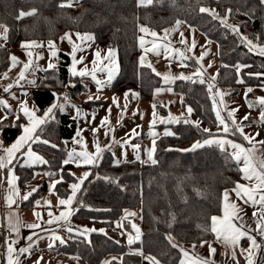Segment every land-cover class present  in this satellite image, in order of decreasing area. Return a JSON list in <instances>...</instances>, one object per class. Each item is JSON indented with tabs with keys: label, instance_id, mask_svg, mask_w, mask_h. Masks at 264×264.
Listing matches in <instances>:
<instances>
[{
	"label": "trees",
	"instance_id": "16d2710c",
	"mask_svg": "<svg viewBox=\"0 0 264 264\" xmlns=\"http://www.w3.org/2000/svg\"><path fill=\"white\" fill-rule=\"evenodd\" d=\"M63 2L0 0V24L9 29V44L0 45V74L10 67L12 52L23 49L22 42L51 40L58 43L66 32L77 31L93 35L95 45L118 51L119 74L112 84L113 91H137L141 100L150 101L155 89L163 82L151 67L139 62V25L164 31L179 20L218 44V84L222 88H234L232 96H237L245 88L264 84V56L249 52L241 39L247 37L264 45V4L260 0H153L148 6H138V0H80L72 7H61ZM201 7L213 8L221 17L231 8L227 23L238 25L239 35L208 13H201ZM33 10V15L18 18L21 11ZM238 64L250 67L238 72ZM69 69V56L60 53L57 67L43 71L32 95L38 114H43L53 103V91L66 94L69 90L70 95L76 97L86 90L83 80L73 77ZM173 88L181 95L182 106H190L201 125L160 126L161 129L169 128L174 135L156 141L155 164L141 160L117 165L112 153L106 152L98 166L91 168L89 182L78 193L80 203L73 216L76 224L83 228L104 229V232H91L87 237L66 232V243L47 251L48 254L56 257L73 255L88 264H99L111 254L121 255L122 259L110 264H150L145 259L147 256L155 257L160 264H179L181 249L172 247L167 235L170 234L179 244H200L202 240L213 238V233L205 229H210L211 217L219 215L222 210L223 192L241 182L242 174L235 162L215 145L184 151L191 149L197 141L202 143L209 138L202 129L214 131L217 121L206 85L177 80ZM76 131L77 121L69 114L57 112L56 118L42 125V130L38 129L36 133L41 140L50 143L33 145L36 152L49 161L41 169L49 172L63 169L64 181L56 185V192L61 197L70 194L69 184L76 179L69 175V172L75 173L76 167L62 163L67 155L65 141L72 139ZM20 134L21 129L10 124L1 130V137L7 143ZM53 144L57 147H52ZM15 165L20 189L27 191L37 168ZM37 186L38 190L24 206L32 207L47 190L46 182ZM130 207L141 210L142 236L132 246L121 241L118 228L123 210ZM140 249L143 255L133 254ZM71 264L77 263L73 261Z\"/></svg>",
	"mask_w": 264,
	"mask_h": 264
},
{
	"label": "snow or ice",
	"instance_id": "6c2138e0",
	"mask_svg": "<svg viewBox=\"0 0 264 264\" xmlns=\"http://www.w3.org/2000/svg\"><path fill=\"white\" fill-rule=\"evenodd\" d=\"M79 0H64V2L60 5L61 7H72L75 3H78ZM153 0H138V6H148L152 4ZM261 4H264V0H260ZM34 11L31 12H23L21 11L18 18H23L26 15H33ZM201 13H208L212 16L213 19L219 20L220 23L227 28H230L233 32L239 35V26L238 25H229L227 23V16L231 14L232 9L229 8L226 10L225 16L221 17L219 13L216 12L215 9H209L205 7H201L199 9ZM182 23V21L177 20L176 24L179 26ZM0 28L3 29V32L0 33V39L7 40L8 38V31L6 25L0 24ZM142 32H149L150 30L144 27H141L140 29ZM170 30L165 29V36L164 37H158V34L155 31H150V35L154 38H158L161 41L167 40V35ZM171 31H175V29H172ZM77 39L80 40V44H75L72 40V34L65 33L63 37H61L62 40L66 39L69 44L72 45L71 52L69 55L72 59V64L70 66V72L75 77L78 76L82 80L85 78H90L91 81H93L97 87V94L96 95H89L88 100H99L101 99V96L99 95L100 92L103 91L105 87L111 84L112 80L115 78L118 67L116 65V52L113 49H109L105 55H101V52L99 49H97L95 56L96 59L92 61V66L89 67L87 64L84 63L86 57L80 56L77 58V52H83L85 50V46L87 45L88 41H92L94 39L93 35L91 34H75ZM180 43L185 44L186 51L191 52L196 47V42L193 39L191 42V45L188 46V41L184 37V33L180 32ZM242 42H244L249 52H256L260 56H264V45L256 44L252 40L248 39L247 37H241ZM259 39V37H257ZM152 47L151 48H145V41L143 38L140 40V46L143 48L146 52L152 51L155 55L160 56L161 55V49H163V55L164 57L170 58L175 54L179 58L180 66L181 67H187L188 65L184 63V61L192 59V57H189L185 54V52L180 51L179 49H173L170 46V43L161 42L157 43L156 40H153L150 42ZM48 50L50 53L51 58H57L58 55V49L55 46V43L51 40L48 41ZM21 47L25 49L26 55L29 57V60L27 62H22L16 57L15 55L10 56L11 65L9 68V71H11L12 67H16L18 64L23 63V67L21 71L18 73L17 79L14 82L15 84H19L20 81L26 79V73L29 71H35L37 69L33 68L34 60L32 59L33 52L31 49L36 47H43L42 44H38L36 41L31 42H22ZM204 55L206 53H202L200 57L196 58V63L200 64V62L203 60ZM42 57L37 54V59H40ZM143 60L144 57L142 56L140 58L141 65L143 66ZM83 65L80 68H77V65ZM211 65H209L210 67ZM56 65L52 62V59L49 60L48 68L47 69H39L42 71H47L48 69H55ZM148 67H151V64L148 65ZM244 67H250V65H236L237 71ZM203 65H201L200 68H198L192 75L185 76L183 74H180L179 76H173L171 72H167L165 74H161L159 72H156V70L153 68V72L157 76L162 75L163 82L165 84H172L177 79L180 80H192L193 76H196L198 78V82L201 84L205 83V80L203 78ZM98 73H106V79H101L98 77ZM251 75V74H250ZM3 76L7 78V73H3ZM47 79V77H45ZM210 81L207 83V90L212 95L213 98V110L215 111L216 121H217V133H223V135H218L217 133H212L211 129L203 128L202 131L209 134V138L205 139L202 143L200 141H197L195 144L192 145L191 149H185L184 151H190L195 150L199 147L204 146H217L222 152L226 153L227 158H230L235 162V164L238 167V171L242 174V178L247 181L248 183L242 184L237 182L235 185V188L231 190V192H234L236 195V198L238 200L243 201L244 204H251L252 206H258L257 210L252 213L253 218H255L256 225L255 228L252 229L250 226H247L243 223V213L244 208L236 203L235 201L230 199V191L225 190L223 193V215L222 216H213L211 217V226L210 229H205V231H211L215 234L216 241L218 243H222L226 249H232L231 251V257L233 260L236 259V251L235 249L239 247L240 241L244 238H246L249 241V246L247 248H241L240 252L242 255H245V259L247 264H257V254L264 252V242H258L256 236H253L250 234L251 231H255L259 233V236L261 238H264V140H257L256 137L259 136V133L251 134L246 133L242 121L238 122L235 119V112L238 109H232L228 110L227 112V118H225L221 111L217 109V104L223 105L225 108H227V105L224 103L223 100V93H221L219 90H217L215 93H213V89H215V77H210ZM29 84H31L34 87H38L36 84V80H30L27 81ZM196 82V81H193ZM240 83H243V80L239 81ZM45 87H50L49 85H44ZM67 87V85H64ZM73 87L75 85H72ZM13 84H9L7 87L3 89L4 92H10L12 89ZM162 91V89H156V92L159 93ZM167 91H172V89L169 87ZM248 92H251L252 89L248 88ZM131 93V90L129 92L125 93V98ZM133 95H137L135 93H132ZM27 95V93H25ZM52 95L54 97L53 103L43 112V115H37V112L39 109L36 108L35 105L30 106L26 100L20 101L19 104V110L15 113V121H20L23 119L24 123H16L14 122L12 127H18L21 129V134L15 139V141L10 145L5 147L3 144V141L0 140V170L7 169V184H8V196L6 197L7 203L9 207H11L12 204L16 203L15 197H20L22 200L27 201L29 197L32 195L33 192H36L38 190L37 188H32L31 191H29L27 194H24L21 196L20 190L17 186V181L19 180V177L15 174V164L14 161L19 162L20 157H24V160L22 163H19L20 167H28L31 168L34 165H47L49 164V161L46 160L43 156L37 154L33 148L32 145L35 143H43V144H49L50 142L48 140H41L40 136L37 135V130H42V125H45L46 123L50 122L51 120H54L56 118L57 112H64L66 107L70 106L75 110V115L73 116L74 120L80 119L82 115V109L73 104L71 102L70 97L67 94H61L57 93L55 91L52 92ZM219 96L220 99L216 100V97ZM115 102V98H114ZM256 103L259 104L262 111L260 113V122L264 123V97L257 98ZM0 106H3L4 108L9 109V114L11 113V106L7 104L5 100L0 99ZM249 108H252L256 106L253 102H248ZM126 107V105H125ZM153 120L150 122V129L156 124V112L155 108L156 105L153 104ZM111 109H109V112ZM193 109L189 106L187 107V112L191 114ZM7 115L2 119H7ZM94 116V114H93ZM248 115H245L243 117V120H247ZM229 121L231 123H229ZM2 122V121H0ZM161 123L168 124V123H175L179 122L178 118L170 117L168 119H161ZM185 123H194L195 126L199 127V121L191 122L187 119L184 120ZM108 123L107 117L105 120L101 122V126H104ZM99 131L98 128H93L92 132L95 135V133ZM114 131V129L109 128L108 131L105 133V135H108L110 132ZM83 129H78L76 132V137H79V139H76V137L73 138V142L80 145L81 150L77 151L75 148H73L70 152L67 153V158L63 160V164L67 165L69 163H75L77 167L81 166H92L96 167L99 164L100 159L102 158V154L105 150H111V144H106L104 146H101L98 139L94 141V148L95 151L91 152L88 150L87 144L84 141V138L82 136ZM131 135H139V133L136 132L135 129L132 130ZM149 135L153 137L152 140V148L148 150V160L151 161V163L155 164L156 160L153 158V154L155 152V137L158 135L157 133L150 131ZM164 135H174V133L165 130ZM239 135L242 137L244 141L247 142L249 145L248 147H245L244 144L237 142L234 139H229V136H237ZM114 143L121 144V147H124L125 145H129L133 148L135 152H137L136 159H140L139 156V144H130L129 140H123L117 141L113 137ZM260 145L261 147H258ZM52 147H57L55 144L51 145ZM121 161L117 159L115 161V164H119ZM144 162V161H142ZM11 166V167H10ZM63 169H61V172ZM91 171H84L80 176H76L75 173L69 172L70 176L76 177L75 182H72L69 184L70 194H68L66 197L57 196V204L52 205L50 200H46L44 203L49 207V209L55 207L59 209V214L55 215L53 211H48V216L50 219L46 221L47 224H60L65 228V230L68 233H73L74 231L78 236H84L87 237V235L91 232H104V229H95V228H73V226L70 223V217L74 214L75 211L78 209H75L73 207L74 202L80 203L77 200L78 193L82 189V185L85 183V181L88 179V177L91 175ZM40 175V174H36ZM43 175H47L48 177H52L55 175L52 172L43 173ZM35 179V175L33 177ZM99 178V177H98ZM104 179H110L109 177H104ZM64 177L60 176V179L55 180L49 184V193L55 194L56 192V185L63 182ZM37 205L40 204V201L36 202ZM34 215L40 219L41 214L39 212H34ZM136 213L132 212H125V217L128 216H135ZM175 219V217H173ZM21 226L27 227L29 229H37L40 228L41 225L39 223H32L27 225H22L19 220H16L15 223H13L11 217L9 218V228L12 231H15L17 234H19V228ZM132 230L134 232V235L132 233L128 234L127 243L129 246H132L137 241H140L142 232L135 224L131 225ZM169 227H171V224H169ZM33 235H36V233H33ZM170 243H172V247H178L176 243H174V238L169 234L166 237ZM29 241H32V236H29L27 238ZM40 239H43V237H40ZM50 242L48 244V248L51 249L54 247V242L59 241L60 244H65L66 240L56 235L55 232L52 233V236L50 237ZM18 243V241H12L8 244L7 247V264H21L20 261V255L23 254H31V250L33 247V243H29L28 247L19 248L18 250L13 246L14 244ZM205 245L208 246L209 254L207 257L200 256L195 252V249L197 247L196 244L192 245V254L190 255L189 250L181 248V252L183 255V259H181L180 264H215V260L212 258L216 253V248L213 247L211 243H209L206 240H202L199 244V247H204ZM133 254L137 255H143L142 249L136 250ZM43 259V257H39L37 261H35V264H40V260ZM115 259V258H114ZM150 264H160V262L153 256H147L145 257ZM261 261L264 262V255L261 256ZM104 264H110V262L105 261ZM238 264V261H237Z\"/></svg>",
	"mask_w": 264,
	"mask_h": 264
},
{
	"label": "crops",
	"instance_id": "0c3cea01",
	"mask_svg": "<svg viewBox=\"0 0 264 264\" xmlns=\"http://www.w3.org/2000/svg\"><path fill=\"white\" fill-rule=\"evenodd\" d=\"M66 33L72 34V38L74 39L75 44L81 43L80 40H78L76 35H75L76 33H79V32L68 31ZM64 35L65 34H63L61 37H63ZM61 37L59 39V42L55 43L56 48L58 49L57 58H51L50 57V53H49L48 46H47L49 40H32V41H36L38 44L43 45V47H36V48L31 49V51L33 52L32 59L34 60L33 68L37 69V70L29 71L28 73H26V79L20 81L18 84L19 85L18 87H17V84L13 83V91L8 92V93H6V92L2 93L3 95L0 97V99L5 100L7 102V104L11 106V113L10 114H9L8 108H4L3 106H0V121H2V122H0V140L3 141V144L5 147L10 146L15 140L10 142V143L5 142V140L1 137L2 127L5 125H9V124L13 125L14 122H16V123H24L25 122L23 119H21L20 121H15V113L18 112V110H19L20 97H13L14 104L13 103L9 104V101H7V100H9L12 93H14L17 89H21L24 86L26 88L28 104L30 106L35 105L36 108L38 109V106L32 100L33 90L35 89V87L32 86L31 84H29L27 81L35 79L37 82L43 73V71L39 70V69H47L50 59H52V62L57 67L58 62L60 60V57H59L60 53H64V54L69 56L70 66H71L72 59H71V56L69 55V53L71 52L72 45H70L66 39L62 40ZM27 42H31V41H27ZM4 46H6V45H4ZM97 49L100 50L101 55L103 56L107 53V51L109 49H113V48H110L107 46L95 45L93 40L88 41L87 45L85 46V50L83 52H77V58H79L80 56L86 57L84 63L87 64L89 67H91L92 61L94 59H96L95 53H96ZM113 50H115V52H116V65L118 67V71H117L115 78L112 80L111 84L108 85L107 87H105L103 89V91L99 93V95L101 96V99L92 100V101L88 100L89 95H96L97 94V87H96L94 82L90 88H88L87 85L84 83V80H87L90 78L83 79V83L86 86V90L77 94L76 97H72L69 93V90H66L65 93L69 97H71V99H75V100L82 102L84 104L85 107H83V106L80 107L82 109V111H90L91 105H96L101 100H105L108 102H112L115 105H118L117 107L119 109L125 111V117H130L133 114H138L142 110V107L146 106V101L141 100L139 93L137 91L131 90V93H129L127 98H125V93L129 92V91L115 92L111 89L113 82L115 81V79L117 78V76L119 74L118 51L116 49H113ZM194 52H196V50ZM194 52H191V53H194ZM37 54H39V56L42 58L37 59ZM11 55H15L22 62H27L29 60V57L26 55L25 49L15 50V52L13 51ZM140 58H141V54L139 56V62L141 64ZM19 65L22 66L23 63L18 64L16 67L11 68L10 73H12V75L15 76V74L19 71ZM143 65L148 66L149 63H143ZM82 66L83 65L78 64L77 68H80ZM9 68L7 70H9ZM97 75L101 79H106V73H98ZM1 77H4V76L1 75ZM75 77H78V76H75ZM78 78H80V77H78ZM12 79H13V77H12ZM218 87L221 90V93H224L226 90H228L229 98L226 102L227 109L225 110V113L223 116L225 118H227L228 110L238 109L234 114L235 119L238 122L242 121L243 125L245 126V128H244L245 132L251 133V134L259 133V136H257L256 139L257 140H264V123L260 122V113H261L262 109L259 106V104L256 103L257 98L264 97V84L257 86V87H254V88H251L252 89L251 92H248L247 91L248 88H245L242 91H240L237 96H232V94H231L234 91V88L225 89V88H221L219 85H218ZM132 93H135L137 95H133ZM114 98H115V102H114ZM248 102H253L254 104H256V106L249 108ZM125 105H126V107H125ZM182 110L185 113H187V108H184L182 106ZM162 111L166 112L164 109H162L161 111L159 110V112H162ZM38 112H37V115H41V116L43 115V114H38ZM64 113L69 114L73 117V115L70 114L69 111L66 109H65ZM112 113H114V112H112ZM5 114H8L7 119H2L5 116ZM245 115H248L247 120H243V117ZM186 116H188V114H186L184 116V119L186 118ZM178 123H185V122L180 121V122L168 123V124L156 123L148 131H153V132L158 134L155 137V141H157L160 138V136L163 135V133H164V132H161L163 130H161L160 126H162V125H164V126L175 125ZM229 123H231V122L229 121ZM78 126H79V122L77 121V129H78ZM145 126H148L150 128V123L145 124ZM86 132H87V130H86ZM214 132L217 133V128L214 129ZM104 134L105 133L103 132L102 135L100 136V141L103 142L102 146L105 145ZM217 134L223 135V133H217ZM110 136H111V132L106 136V140H108L110 138ZM228 138L234 139L237 142L244 144L245 147L249 146L247 144V142L244 141L242 139V137H240L239 135L234 136V137L229 136ZM152 140H153V137L150 136L149 134H147V139L145 140V146L142 148V152L140 153V159L131 160V161H141L142 156H144L143 161L145 163H151V161H149L146 158H148V150L152 148ZM33 145H32V148L36 152ZM258 147H261V146L258 145ZM65 148H66L67 153L70 152L73 148H75L74 142H69V144H66V141H65ZM106 152H111V151L105 150L103 154H105ZM111 153L113 155V152H111ZM0 154H2V153H0ZM66 158H67V156H66ZM153 158H154V154H153ZM113 159H114V155H113ZM23 160H24V157L21 156L19 162L14 161V164L15 163H17V164L22 163ZM123 162H129V161H123ZM123 162H120V163H123ZM114 163H115V161H114ZM69 164L78 168L77 172H76L78 176H80L84 171H91V168H92V166L77 167V165L75 163H69ZM42 166L43 165H34L33 166V167L37 168L33 174V177L35 175V179L33 178L32 183H31V187L27 191H24V192L21 191L20 186H19V182L17 181V186L20 190L21 196H23L24 194H27L29 191H31L32 188H37V185L39 183L46 182L47 190L38 199H36L34 201V204L32 207L24 206V203H27L30 200L32 195L29 197V199L27 201L22 200L20 197H15L16 203L12 204L11 207H9L7 200H6V197L8 196L7 169L0 170V206H2V208L4 209L3 213L0 212V228L6 229L7 231L12 232L13 236H12V240L10 241V243L12 241H18V243L13 245L17 250L19 248L28 247L29 243L35 242V243H33L31 254L26 253V254L20 255L19 258H20L21 264H35V261H37V259L39 257H43V259L40 260V264H71V262H73V261L76 262L77 264H88L86 261H84L83 259H81L80 257H77V256L64 254L61 257H59V256L56 257L55 255H50V253L49 254L47 253V251L51 252L52 250H54L55 247L60 245V242L57 240L54 242L53 248H51V249L48 248V244L50 242H52L50 240L52 233L55 232L56 235H59L66 240L64 234H66L67 231L60 224L49 225L46 223V221L48 219H50V217L48 216L49 210L53 211V213L55 215L59 214V209H57L55 207L49 209V207L44 202L46 200H50L52 205L57 204V196H59V195L57 192H55V194L49 193V184L55 180L60 179V176H62V172H61V170H58L56 172H52L55 175H53L52 177H48L47 175H43V173H47L49 171H47L45 169H41ZM15 174L17 175L16 167H15ZM36 174H40V175H36ZM89 177L85 181L84 184L89 182ZM239 183L245 184L248 182L243 179ZM233 188H235V186L232 188L226 189V190L230 191V199L235 201L236 203L240 204L244 208L243 223L247 226H250V228L254 229L255 225H256V221H255V218H253L252 213L257 210L258 206H252L251 204H244L243 201L238 200L236 198L235 193L231 192V190ZM37 201H40L39 205L36 204ZM223 203L224 202H223V194H222V210L219 213V215H217V216L223 215ZM73 207L75 209H78V203L74 202ZM126 210H127V212L136 213L135 216L138 219H141V210L137 207H130V208L124 209L123 214H122V218H123V216L125 217ZM34 212H39L41 214V218L38 219L34 215ZM75 212H74V214H75ZM74 214L70 217L71 225L73 226L74 229L75 228H81L82 229L83 228L82 225L76 224L75 220L73 219ZM10 217H11L13 223H15L16 220H19L22 225L39 223L41 225V227L37 228V229H29L27 227L21 226L19 228V234H17L15 231H12L9 228V218ZM123 222H124V220L121 219L120 222L118 223V228H119L120 235L122 237L123 242L128 245V243H127L128 234L130 233V231H133L132 227H131L132 224L130 222H128V228L126 229L124 227ZM33 233H36V235H33ZM250 234L253 236H256L258 242H264V238H261L259 236V233L255 232V231H251ZM29 236H32V241H29L27 239ZM40 237H43V239H40ZM208 242L211 243L213 245V247L216 248V253L212 257L215 260V264H237V261H238V264H247L246 259H245V255H242L240 252L241 248H247L249 246V241L246 238L242 239L240 241L239 247L235 249V251H236V259L235 260H233L231 257L232 249H226L222 243H218L216 241V237H215L214 233H213V238L210 239ZM8 244H6V246H3V243L0 239V264H7V247H8ZM193 244H195V243H192V244L190 243L183 248V249L189 250L190 255L192 254V245ZM196 245H197V247L195 249V252L197 254H199L200 256L207 257L209 254L208 246L205 245L204 247L201 248V247H199V244H196ZM262 255H264V252L257 254V264H264V262L261 261ZM183 258L184 257L182 255L181 259H183ZM121 259H122L121 255L111 254V255L106 256L103 259V261L100 262L99 264H104L105 261H108L110 263L113 260L121 261ZM179 264H180V262H179Z\"/></svg>",
	"mask_w": 264,
	"mask_h": 264
},
{
	"label": "rangeland",
	"instance_id": "374dc122",
	"mask_svg": "<svg viewBox=\"0 0 264 264\" xmlns=\"http://www.w3.org/2000/svg\"><path fill=\"white\" fill-rule=\"evenodd\" d=\"M206 8H209V7H206ZM209 9H213V8H209ZM141 27L147 28L150 31H155L158 34V37L162 38L165 36L164 31H156V30L151 29L145 25H139V28H138L139 46H140L141 38H143L145 41V48H151L152 45L150 42L153 40H156L157 43L166 42V43H170L171 48L179 49L180 51L185 52V54L187 56L192 57V59L184 61V63H186L188 65L187 67H181L179 58L177 56H175V54H173L172 57L166 59L163 55V49H161V55L157 56L152 51L146 52L140 46L141 57L142 56L144 57L143 63L151 64V69L154 68L156 70V72H159L162 75L167 73V72H171L173 76H179L180 74H183L185 76L192 75L198 68L201 67V65H203L202 71H203V78L205 80L204 85H206V87H207V83L212 82L209 80V78L214 76L215 77L214 83H215L216 87H215V89H213V93H215L217 90H219L221 92V90L218 87V85H219L218 84L219 54H218V44L216 42L208 39L203 33L198 31L197 29L187 25L184 22H182L179 26H177V24H175L173 27L168 28V30H170V31L167 35L166 41H161L158 38L152 37L150 35V31L149 32H142L140 30ZM172 29H175V31H171ZM2 32H3V29L0 28V33H2ZM180 32L184 33V37L188 41V46L191 45V42L193 39L195 40L196 47L191 52H194L195 50H196V52L191 53V52H187L185 49H183V47H186V46H185V44L180 43V39H181L180 38ZM72 40L74 42L73 38H72ZM250 40H252V39H250ZM252 41L254 43H256L255 40H252ZM8 44H9L8 38H7V40L0 39V45H6L7 46ZM55 46H56V44H55ZM202 53H206V55H204L203 60L200 62V64H197L196 58L200 57ZM59 57H60V55H59ZM209 65H211V66L209 67ZM22 67H23V65L22 66L19 65V71L15 74V76L12 75V73H10L9 70L3 72V73H7V78L1 77V75L3 76V73L0 74V84H1L0 85V97L3 95L2 94L4 92L3 89L5 87H7L9 84H13L16 81L18 73L21 71ZM162 75L160 76L161 79H162ZM12 77H13V79H12ZM177 80H180V79H177ZM188 81H191V82L196 81L194 83L201 84L198 82V78L196 76H193L192 80H188ZM162 82H163V79H162ZM84 83L87 85L88 88H90L93 85V81H91V79L84 80ZM174 83L165 84L163 82L162 86L156 88V89H158V88L162 89V91L157 93L156 89H155L154 94L152 96V99L150 101H146V106L142 107V110L138 114H133L130 117H125V111L119 109L117 107L118 105H115L114 103L108 102L105 100H101L96 105H91L90 111H82V115H81L80 119L77 120L79 122L78 129H83L82 136L84 138L85 143L87 144L88 150L91 152L95 151L94 141L97 139L102 146L103 142L100 141V136L102 135L103 132L106 133L109 128H112V129H114V131L111 132L110 138L108 140H106L107 135L104 134L105 139L104 138L103 139L105 140V145L111 144V150L110 151L113 152L114 161H116L117 159H119L121 162L136 160L137 152H135L131 146L125 145L124 147H121V144L114 143L112 138L114 137L115 140L121 141V142L123 140H129L130 144H139L141 146L139 149V156H140V153L142 152V148L145 146V140L147 139V134H149V132H150V131H148L150 128L148 126H145V124L150 123L153 120V111H154L153 107H152L153 104L156 105V108H155L156 121H157L156 123L164 124V123H161L160 120L161 119H168L171 115L172 117L178 118L179 122L187 119V120H190L191 122L199 121L200 122L199 125H201L200 119L193 113V111L191 114H189L188 112L185 113L182 110V97L178 92H176L174 90V88H173ZM18 86L19 85H17V87ZM169 87L172 89V91H167V89ZM225 89H230V88H225ZM11 91H13V87L10 90V92ZM6 93H8V92H6ZM14 93H12L9 100H7V101H9V104H11V103L14 104L13 97H20V101H24V100L27 101V95H25L26 88L24 86L21 89H17ZM223 94H224L223 100H224V103L226 104V102L229 98L228 90H226ZM209 95L211 97L212 106H213L212 95L210 93H209ZM70 99H71V97H70ZM219 99H220V97L217 96L216 100H219ZM83 107H85V106H83ZM160 108H164V110L166 112H163V111L159 112ZM109 109H111L110 112H109ZM217 109L221 111L222 115H224L225 110L227 108H224L223 105L217 104ZM66 110H68L69 113L72 114L73 116L75 115V110L72 107L68 106V107H66ZM112 112H114V113H112ZM93 114H94V116H93ZM186 114H188V116H186V118L184 119V116ZM106 117H107L108 123L104 126H101V122L103 120H105ZM93 128L99 129V131H97L95 133V135L92 132ZM142 128H143V135L144 136L140 137L142 134ZM215 128H217V127H215ZM133 129H135L136 132L139 133V135H135V136L131 135ZM86 130H87V132H86ZM161 130H163L161 132H165V130L170 131L169 128H163ZM212 132L216 133L214 131H212ZM163 136H167V135H164V133H163V135H161L160 138ZM75 137H76V135H75ZM76 139H79V137H76ZM69 142H73V138L66 140V144H69ZM74 144H75V149L77 151H80L81 150L80 145L76 144V143H74ZM103 155L104 154H102V158H103ZM102 158L100 159L99 163L101 162ZM146 159H148V158H146ZM142 160H144V156H142ZM77 169L78 168H76L75 173L77 172ZM3 212H4V209H3ZM122 219L124 220L123 224H124V227L126 229L128 228V222H130L131 224H135L141 230V225H140L141 219H138L136 216H128V217L123 216ZM0 229H2V228H0ZM4 230L7 231L6 229H4ZM7 232H10V231H7ZM130 233H132L134 235L133 231H130ZM12 236H13V234H12ZM0 239L2 241L1 237H0ZM120 239H121V241H123L121 235H120ZM10 241H8L6 243H3V241H2L3 246H6V244L10 243ZM173 242L176 243L180 249L184 248L186 245L190 244V243L179 244L175 239Z\"/></svg>",
	"mask_w": 264,
	"mask_h": 264
},
{
	"label": "built area",
	"instance_id": "2783aa9c",
	"mask_svg": "<svg viewBox=\"0 0 264 264\" xmlns=\"http://www.w3.org/2000/svg\"><path fill=\"white\" fill-rule=\"evenodd\" d=\"M186 50V47H183ZM71 102L79 107L84 106L82 102H79L75 99H71ZM0 212H3L2 206H0ZM0 237L2 238L3 243H6L12 239V233L7 232L4 229H0Z\"/></svg>",
	"mask_w": 264,
	"mask_h": 264
}]
</instances>
